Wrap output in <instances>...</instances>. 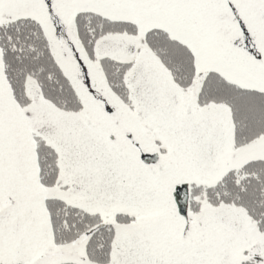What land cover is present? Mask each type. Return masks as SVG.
Returning a JSON list of instances; mask_svg holds the SVG:
<instances>
[{
    "label": "snow or ice",
    "instance_id": "obj_1",
    "mask_svg": "<svg viewBox=\"0 0 264 264\" xmlns=\"http://www.w3.org/2000/svg\"><path fill=\"white\" fill-rule=\"evenodd\" d=\"M0 264H264V0H0Z\"/></svg>",
    "mask_w": 264,
    "mask_h": 264
}]
</instances>
